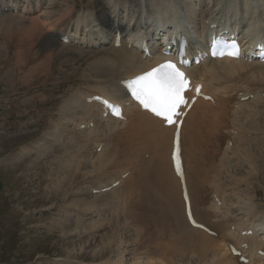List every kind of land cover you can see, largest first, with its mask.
<instances>
[{"label":"bare ground","instance_id":"6f19581e","mask_svg":"<svg viewBox=\"0 0 264 264\" xmlns=\"http://www.w3.org/2000/svg\"><path fill=\"white\" fill-rule=\"evenodd\" d=\"M27 1L32 5H35L36 2L37 5L42 4L41 10L48 2H50V7L54 8L59 4L56 0H43V2L42 0ZM108 1L110 7H107V11L100 12L97 18V21L101 22V25L104 27L108 26L107 23L112 19L113 25L112 27H108V33H110L116 25H119L120 29H130L134 18H138L140 11L144 9H157L158 12L163 13V18L169 12L172 14L174 12L180 16H183L185 12L189 16L191 24L199 29L200 23L203 24L207 17L205 11L199 14L195 6H197L198 2L201 7L207 8L211 1H213L215 7L220 6L219 11H221V13H225L228 17H233L231 19L236 20L238 16H241L244 24L248 21L251 26L259 27L264 25V0H198L197 2L196 0ZM136 2H138V4L134 6L133 4ZM109 12L111 13L110 16L108 15ZM133 12H135V15ZM136 12H139V14L136 15ZM70 13L71 11L67 9L66 15L69 16ZM93 15H95V13H93ZM247 16L249 19H246ZM140 19H142V17H140ZM68 25L69 23L67 22L64 29H59L58 27H50V29L54 31H64L67 29ZM34 29L35 26L33 25L32 29L27 30L28 40L34 39V34H31L35 32ZM35 45L36 44H34V46ZM34 46H31L29 50L35 48V51H37L38 46ZM23 52V50H18V53ZM104 54L109 55L110 50H105ZM61 58H65V56L61 54ZM23 59L24 58L20 57V61ZM53 59L55 60L56 58ZM67 59V62L73 61L76 63L78 61V59L69 58L68 56ZM26 61H29V57H27ZM22 66L24 67L22 64H16L15 68H20ZM90 66L91 71L88 67V70L82 73L86 75L85 78H90V76L101 78L102 81L98 83L110 82L113 78H117L118 76H131L147 67L140 63L139 56L136 52L128 51L125 47L111 51V57L108 60L99 59L97 63L94 64L93 62ZM113 66L115 68L119 66L123 67L122 73L114 70ZM23 67L21 70H17L18 78L22 80H34V76L38 74V79L41 78L42 80H40L39 83L35 82L33 84L38 87L45 86L47 78L50 75L48 73V69H51L50 65L37 66L33 70L30 68L23 69ZM12 69L13 71L9 74L10 76H8L11 82L14 81L12 76L16 74L15 69ZM204 70L212 75V80L216 82L222 81L223 84V96L220 100L221 104L214 110V117L219 123L215 137V148L218 146L219 142H222L229 148V152L223 154V161L215 164L214 169L219 182L222 180L221 177L229 175L231 183H234L233 186L237 189L235 196L238 205L237 209L238 212L242 214L239 219L232 218L233 213L229 208L226 210V215L228 217L226 220L214 215V211H217L218 207L203 190L206 182L210 180L205 170L212 168V164L208 166L205 163L203 154L193 146L199 137V127L194 121V116H191L193 121L188 122L185 130V134L191 138L190 140H192L193 145H189L186 148L183 157L186 182L189 187L194 212L200 221L208 223L216 230L218 234L217 237H212L198 229L190 227L184 216V204L181 198L178 179L174 176L169 163L163 156L160 157L156 168L154 166H149L152 171L135 172V175H140V179L136 181L133 177L126 184L127 189L123 191H113L109 194L96 197L90 196L83 187L92 186L98 181L104 180L114 172L125 170L128 161L127 158H129L130 155L138 154V143L130 139L131 133L137 131V125L119 124L116 121L102 120L93 113L92 109L81 107L72 99L69 100L66 108L61 111L62 114L65 115L71 113L72 109L76 108H80L83 111L89 110V113L78 118L94 119L96 123L95 127L91 130L83 131L78 134L72 133L71 137L67 134L64 140L65 142L58 147H54L55 143L50 141L48 147L41 151L39 159H43L44 154L50 150L56 148L61 150L62 147L63 150H65V153L61 151L59 154L52 155V158L50 157V159H52L51 163L47 162L48 166L51 165V167L57 170L56 173L49 174L53 175V177L55 175V181L51 183L47 195H51V199L55 200H57V196L63 195L64 197L62 198L64 203L59 204L55 202L53 204L57 207L56 213L64 218L59 216L60 221H53V223H57L61 230L64 229L63 232L65 230L68 231V228L74 226L75 232L80 236V234L88 228L85 229V227L82 226L83 224H81V222L84 223L83 221L80 222L77 220L73 221V224H71L72 222L67 223L66 218H69L71 213H69V211L71 209H73V211L81 209L84 213H88V211L90 214L94 215L98 212L101 213L99 219H94V221H92L93 228L91 229L94 230L95 234H99L100 236L106 235L104 233L107 231L111 232L114 237L110 236L112 239H110L103 248L109 247L111 242H113L117 252L119 251L116 259H107L103 262L104 264H125L124 254L129 247V242H126L128 240L132 241V246L134 247L132 253L135 255L138 264H236L223 250V242L235 239V235L227 233L226 230L232 225H235L238 231L244 230V225H249L247 221L252 218H259L264 222V201L257 197L260 190L258 191L256 187V182H259L262 174L264 175V173H262V171L264 172V151L262 150L264 148V138H261L264 137V122L262 124H246L245 127L242 126L241 129L238 130L237 137H233L239 146L242 156L241 160L243 161L242 164L244 165L245 163L250 168L251 173L249 174L253 175V177L246 175L245 179H236L238 178L237 174L240 169H235L234 163H232V155L234 154L233 149L226 145L231 141V137L223 133L224 129H233L230 123L231 113L227 110V102L230 100L227 95L231 90V86L228 83L229 80L233 75H242L247 82L254 81L264 85V65L218 60L207 63ZM117 97L120 98L121 93H117ZM254 108L255 112L253 115L260 116L264 120V101L257 103ZM71 115L73 114L71 113ZM65 118L66 117L63 118L62 123L56 124V126L67 127V124H63ZM248 132L253 133L254 137L249 139V137L246 136ZM170 134V130H165L160 132L159 135L161 138H169ZM50 137L54 136L50 134ZM110 138H116V142L113 146L104 149L99 154L89 155V151L92 150L93 146H97ZM145 139L146 136L144 135L141 140ZM149 140L151 143L153 142L155 144L154 147H157L156 137L150 138ZM44 141L43 137L41 142ZM41 142L37 143L36 147H38ZM257 157H259V159H257ZM211 160L213 161V157ZM26 162L28 161L26 160ZM260 163L263 164V168L260 166ZM39 166L41 167V165ZM249 168H247V171ZM61 174H64L65 177L62 175L64 178H60ZM161 180L163 182H159ZM252 181H254V183L251 184ZM238 182H244L242 183L244 184L243 189L239 186ZM260 182L263 183L262 181ZM253 184H255L256 188ZM161 186H164V191H162ZM219 186L222 185L219 184ZM212 193L220 194V191L214 189ZM257 198L260 200L254 203ZM86 200L89 201L81 202ZM105 209H109L107 214H103ZM156 210H159L158 214H156ZM234 213L236 214L237 210H235ZM168 216H170L171 219L170 227V224L166 221ZM150 218H152L151 221L155 220L157 223L164 219L163 224L151 228L149 225V223H151L149 220ZM230 221L232 222L230 223ZM135 224L140 226L141 230H139L136 235L132 236L134 239L133 244V240L129 238L123 230L125 227ZM237 239H239V237H237ZM250 242L253 243L256 248L263 246L261 241L257 239H252ZM99 245L100 244H98V248ZM257 263L263 264L261 259H257Z\"/></svg>","mask_w":264,"mask_h":264},{"label":"rangeland","instance_id":"374dc122","mask_svg":"<svg viewBox=\"0 0 264 264\" xmlns=\"http://www.w3.org/2000/svg\"><path fill=\"white\" fill-rule=\"evenodd\" d=\"M68 1L70 0L60 2ZM64 7V3L59 5L57 12L63 10ZM199 14L201 13L199 12ZM6 22L0 20V180L3 184L0 190V264H96L107 259H116L119 251L117 252L113 242L110 246L108 245L109 247L103 248L112 239L110 236L114 237L111 232L107 231L104 233L106 235L100 236L94 233L91 224H86L82 226L88 229L79 236L75 232L74 226L63 232L64 229L61 230L57 223H53V221H60V215L56 213L57 207L53 204L55 202L64 203L62 200L64 197L63 195L57 196V200H55L51 199V195H47L51 183L55 181V175L53 177L49 174L57 172L51 165L48 166V163H51L50 157L52 158V155L61 153L60 149L56 148L46 152L43 156L45 159L40 164L30 165L28 164L30 159L18 166L7 164L9 160L13 163L15 158L12 157L16 154L19 155L26 147L37 144L46 135L45 133L51 130L50 120L58 119L60 114L56 107L47 106L40 100H33L39 98L38 95L32 93L38 87L33 83H39L42 80L41 78L38 79V74L34 76V80L18 78L17 70H21L23 66L15 68L16 64H22L24 65L23 69H29V63H31L32 58L38 56L39 52L37 54L35 48L32 47V50L17 55L16 49L24 46L22 42L28 40V37L24 33V28L18 25L17 21L7 26ZM31 34L35 35V32ZM42 45V48L45 46L56 47L55 41L48 45L42 43ZM8 47L10 50L7 49ZM34 47H37V44ZM54 56L51 58H56ZM20 57L24 59L20 61ZM27 57H30L29 61H26ZM60 57L56 58L51 69H48L50 75L48 74L49 77L45 84L46 89L54 92L58 91L61 86L68 88L79 83L82 79L80 77L82 72L88 70L87 60L90 59V56H79L75 63L73 61L67 62L66 59L63 61ZM98 61H95L94 64ZM90 67L89 70L91 71ZM12 68L16 72L12 76L13 82L9 81L8 78L13 71ZM30 94L35 96L29 97ZM35 162L36 160L30 163ZM245 165L244 163L240 167L236 179H245L246 175L253 177L249 174L251 173L250 168ZM260 166L263 168V164L260 163ZM247 168H249L248 171ZM262 173L264 172L262 171ZM62 175L65 177L64 174H61L60 178H64ZM242 183L244 182H238L239 185ZM253 185L255 187V184ZM256 187L258 191L260 190L257 197L264 201L263 174L260 176L259 182H256ZM161 189L164 191V186H161ZM257 200L260 199L257 198L254 203H257ZM234 201L236 200L234 199ZM157 211L159 213V210ZM66 221L73 224L76 217L72 215L66 218ZM78 221L81 222L83 219ZM129 238L133 240L134 244L133 237L129 236ZM126 242H129V247L127 246L128 250L124 257L129 259L132 241ZM98 244H100L99 248Z\"/></svg>","mask_w":264,"mask_h":264},{"label":"snow or ice","instance_id":"6c2138e0","mask_svg":"<svg viewBox=\"0 0 264 264\" xmlns=\"http://www.w3.org/2000/svg\"><path fill=\"white\" fill-rule=\"evenodd\" d=\"M229 55H238V52L233 51ZM187 84L184 73L168 62L133 81L132 94L145 109L172 123L177 110L186 103L183 92ZM110 107L114 114H120L119 106Z\"/></svg>","mask_w":264,"mask_h":264}]
</instances>
